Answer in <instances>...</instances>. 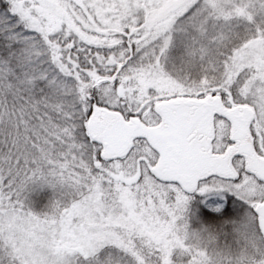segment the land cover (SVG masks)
<instances>
[{"label":"snow or ice","instance_id":"obj_1","mask_svg":"<svg viewBox=\"0 0 264 264\" xmlns=\"http://www.w3.org/2000/svg\"><path fill=\"white\" fill-rule=\"evenodd\" d=\"M0 264H264V0H0Z\"/></svg>","mask_w":264,"mask_h":264}]
</instances>
